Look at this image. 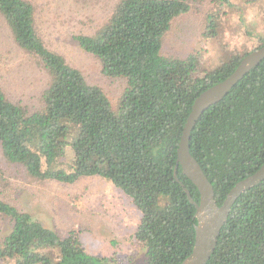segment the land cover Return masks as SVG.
<instances>
[{
	"label": "trees",
	"instance_id": "obj_1",
	"mask_svg": "<svg viewBox=\"0 0 264 264\" xmlns=\"http://www.w3.org/2000/svg\"><path fill=\"white\" fill-rule=\"evenodd\" d=\"M217 1L119 0L93 34L74 35L105 79L123 83L112 100L48 47L30 0H0L12 40L47 76L32 104L12 99L0 80V183L1 166L41 183L106 179L141 212L134 239L145 252L143 264H181L193 250L197 223L195 207L174 178L182 131L195 99L230 76L248 52L196 77L193 54L165 48L176 23L193 16L205 20L208 37H216ZM190 152L213 184L218 205L261 168L264 60L203 114ZM178 177L199 203L200 193L181 167ZM45 225L0 198V264H121L88 253L76 228L62 236ZM207 264H264V181L237 200Z\"/></svg>",
	"mask_w": 264,
	"mask_h": 264
},
{
	"label": "rangeland",
	"instance_id": "obj_2",
	"mask_svg": "<svg viewBox=\"0 0 264 264\" xmlns=\"http://www.w3.org/2000/svg\"><path fill=\"white\" fill-rule=\"evenodd\" d=\"M36 8V25L48 47L60 52L67 62L84 72L92 84L105 89L112 100L119 97L121 81L107 80L96 60L73 42L74 35L93 34L111 14L119 0H30ZM216 37L205 20L193 16L176 23L165 50L177 55L193 54L196 77L227 62L232 54L250 53L264 41V0H218ZM210 11L207 10V12ZM47 76L36 62L12 40L0 18V80L12 99L36 102ZM4 170L0 198L16 203L62 236L76 228L85 250L98 257L115 258L121 264H143L145 252L134 235L141 212L131 199L110 181L83 178L65 185L41 183L15 168ZM5 228L4 232H8Z\"/></svg>",
	"mask_w": 264,
	"mask_h": 264
},
{
	"label": "water",
	"instance_id": "obj_3",
	"mask_svg": "<svg viewBox=\"0 0 264 264\" xmlns=\"http://www.w3.org/2000/svg\"><path fill=\"white\" fill-rule=\"evenodd\" d=\"M264 60V45L248 53L235 71L225 80L202 92L194 101L184 125L177 150L174 178L183 188L189 202L195 207V244L191 254L181 264H207L214 254L221 231L228 221L233 206L247 191L264 181V164L249 177L239 181L228 193L222 205L215 198L213 184L209 181L198 161L190 152L191 135L203 114L221 102L231 90ZM183 174L197 187L200 202H196L188 188L178 177Z\"/></svg>",
	"mask_w": 264,
	"mask_h": 264
}]
</instances>
